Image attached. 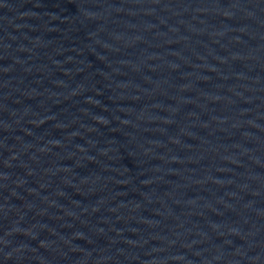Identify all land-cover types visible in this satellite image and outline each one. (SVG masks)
<instances>
[{
  "label": "water",
  "instance_id": "95a60500",
  "mask_svg": "<svg viewBox=\"0 0 264 264\" xmlns=\"http://www.w3.org/2000/svg\"><path fill=\"white\" fill-rule=\"evenodd\" d=\"M0 264H264V0H0Z\"/></svg>",
  "mask_w": 264,
  "mask_h": 264
}]
</instances>
